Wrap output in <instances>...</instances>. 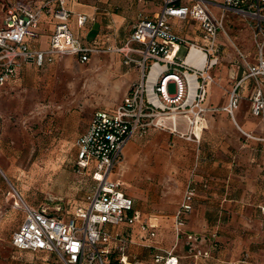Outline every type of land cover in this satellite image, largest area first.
Here are the masks:
<instances>
[{
    "label": "crops",
    "instance_id": "obj_1",
    "mask_svg": "<svg viewBox=\"0 0 264 264\" xmlns=\"http://www.w3.org/2000/svg\"><path fill=\"white\" fill-rule=\"evenodd\" d=\"M28 1L34 7L41 3V0ZM66 8L71 12L68 27L73 36L85 47L104 51L88 54L84 63L75 56H55L41 68L30 63L20 64L14 77L0 86V102H4L6 90L15 85L18 98L31 95L58 103L54 111L47 108V130L57 135L59 147H63L68 138L75 157V140L84 133L92 114L111 112L130 84L137 80L136 68L124 66L120 55L110 51L121 46L129 34L124 19H135L139 12L150 15L157 6L154 3L136 4L132 0L124 12L115 13L109 6H100L104 9L95 16L92 5L77 0H66ZM75 13L88 15L90 20L77 28ZM53 27L51 18L43 15L36 29V38L26 40L27 45L35 50H45ZM172 27L177 34L199 43L193 24L173 22ZM221 37H217L221 46L218 62L208 72L212 83L206 88L203 106L210 111L204 114L205 125L199 132L198 142L150 129L142 137L133 136L127 140L109 174V179L118 183L122 193L132 200L138 221L149 224L154 232V237L147 239L138 232L137 224L128 229L129 237H137L151 252L147 264H151L154 254L181 243L184 234L193 236L197 247L206 250L208 255L176 256L178 264H264V218L258 209L264 206V116L255 118L249 113L250 97L257 86L264 94V82L243 81L237 88L238 103L231 118L222 110L242 68L233 48L223 44ZM238 38L237 49L246 62L253 63L249 35L246 33ZM73 69L80 71L82 78L78 82L63 79L62 76ZM76 103L78 105L73 106ZM22 104L18 102V120L33 118L39 111L33 102L29 108ZM22 109L27 113L23 114ZM3 115L0 105V230H5L3 221L11 212L15 231L23 214L18 210V219L15 218L17 209L11 208L14 200L10 203V210L4 204L10 195L5 184L10 183L18 189L12 170L18 150L8 138L11 133L3 125ZM56 120L60 121L56 124ZM177 131H185L182 121L178 122ZM188 181L193 187L191 210L183 217V234L176 238L172 216ZM18 186L23 188L19 182ZM25 193L20 197L16 192L25 205L40 208L25 203ZM121 230L117 229L118 232Z\"/></svg>",
    "mask_w": 264,
    "mask_h": 264
},
{
    "label": "built area",
    "instance_id": "obj_2",
    "mask_svg": "<svg viewBox=\"0 0 264 264\" xmlns=\"http://www.w3.org/2000/svg\"><path fill=\"white\" fill-rule=\"evenodd\" d=\"M4 1L0 20V86L14 77L20 64L41 68L55 56H75L84 63L88 54L104 51L85 47L73 36L68 27L71 12L66 8V0H41L38 7L28 0ZM135 3H154L157 10L150 15L139 12L123 44L110 51L120 55L124 66L136 68L137 80L111 112L93 113L84 133L75 140L73 171L87 174L92 183L83 195V205L69 216L58 218L43 208L28 207L15 194L11 208L20 210L23 219L9 239L14 250L52 254L61 264H105L111 251L118 252L121 244L128 241V229L134 224L144 238L154 237L151 226L138 221L132 200L122 193L118 183L109 179V174L127 140L142 137L150 129L198 142L205 125L204 114L210 111L203 106L206 88L212 83L208 72L217 64L221 52L218 32L231 45L222 25L226 15L237 17L249 32L254 62H246L231 45L241 60L242 70L222 110L231 118L237 108V88L243 81L264 82V0H135ZM43 15L51 18L54 27L47 48L39 51L29 47L26 40L36 38ZM73 17L77 28L90 20L83 13H75ZM173 22L193 24L199 43L177 34ZM181 48L185 50L182 57L178 55ZM249 113L255 118L264 116V94L258 86L250 97ZM179 121L184 124L183 133L177 131ZM192 196V183L188 181L172 216L176 238L183 234V217L191 210ZM258 209L264 218V206ZM183 237L189 242L196 240L189 234ZM125 261L127 257L120 254L117 264ZM151 264H178V259L171 251H164L154 254Z\"/></svg>",
    "mask_w": 264,
    "mask_h": 264
},
{
    "label": "rangeland",
    "instance_id": "obj_3",
    "mask_svg": "<svg viewBox=\"0 0 264 264\" xmlns=\"http://www.w3.org/2000/svg\"><path fill=\"white\" fill-rule=\"evenodd\" d=\"M77 1L92 5L93 16L104 9L100 6H109L111 11L121 13L132 2V0ZM4 5L5 1L0 0V20ZM213 13L216 15L215 11ZM134 20V18L124 19L123 24L127 27V34L130 32ZM222 25L231 45L239 49L236 39L246 35V33L249 35L247 29L237 17L232 15H226ZM218 36H222L223 44L232 49L221 32H218ZM184 52L185 50L181 48L178 55L182 57ZM70 72L68 75L64 74L63 79L78 82L83 76L80 71L74 69ZM14 86L6 90V98L4 102H0V105L5 118L3 125L11 133L8 138L12 139V146L18 150L12 167L14 184L17 185L18 189H15L10 183L5 184V189L10 195L7 203L3 201L4 205L10 210V203L16 199V192L22 197L23 192L26 191L27 197L23 199L25 203L39 206L45 209L48 214L55 215L58 218L69 216L76 207L83 205V195L89 190L92 183L87 174L79 175L73 171L74 149L72 142L66 138L65 145L59 147L57 135L47 130L46 120L49 116L47 108L54 111L59 105L58 103H51L46 97L36 98L34 96L35 98H33L29 95L18 98V87ZM169 91L172 92L171 87ZM34 99L39 101L36 103ZM18 102H22L25 108H29L31 102H33V105H38L39 111L35 113L33 118L18 120ZM74 105L76 107L78 103ZM21 112L23 114L27 113L24 109ZM58 121L60 120H56V124ZM51 142H53V145H51ZM18 182L23 188L18 186ZM12 216L11 212L6 215L3 221L5 230H0V264H61L52 254L15 251L9 244L10 235L16 227L12 226ZM16 216L15 218L18 219V210ZM168 251L182 258L208 255L206 250L197 247L195 241L189 242L185 238L182 239L181 243L171 246ZM158 253L163 254L162 251ZM120 254L126 256L130 264H147L151 252L137 237L132 239L129 237L128 241L121 244L118 252L111 251L107 264H114L115 259H118Z\"/></svg>",
    "mask_w": 264,
    "mask_h": 264
},
{
    "label": "trees",
    "instance_id": "obj_4",
    "mask_svg": "<svg viewBox=\"0 0 264 264\" xmlns=\"http://www.w3.org/2000/svg\"><path fill=\"white\" fill-rule=\"evenodd\" d=\"M108 258H110V254L108 255L107 259H108ZM105 264H107V261H106ZM114 264H117V259H115Z\"/></svg>",
    "mask_w": 264,
    "mask_h": 264
},
{
    "label": "bare ground",
    "instance_id": "obj_5",
    "mask_svg": "<svg viewBox=\"0 0 264 264\" xmlns=\"http://www.w3.org/2000/svg\"><path fill=\"white\" fill-rule=\"evenodd\" d=\"M125 264H128V262H127V261H125Z\"/></svg>",
    "mask_w": 264,
    "mask_h": 264
}]
</instances>
